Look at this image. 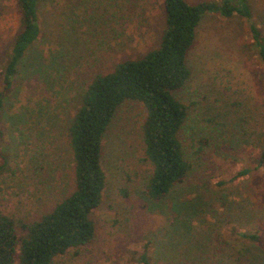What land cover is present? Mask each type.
Returning a JSON list of instances; mask_svg holds the SVG:
<instances>
[{
	"label": "rangeland",
	"instance_id": "obj_1",
	"mask_svg": "<svg viewBox=\"0 0 264 264\" xmlns=\"http://www.w3.org/2000/svg\"><path fill=\"white\" fill-rule=\"evenodd\" d=\"M249 2L264 32V0ZM18 20L17 0H0L2 49ZM40 22L1 114L0 153L8 165L0 169V208L26 220L73 187L66 127L86 84L158 47L165 13L163 0H43ZM247 25L213 9L196 28L186 58L191 75L173 91L187 108L179 137L191 169L182 184L159 201L145 196V108L125 100L104 134L106 184L91 212L95 238L51 264H144L143 254L150 264H264V168L255 161L264 68ZM243 168L251 171L237 176ZM250 234L256 239L244 236Z\"/></svg>",
	"mask_w": 264,
	"mask_h": 264
},
{
	"label": "trees",
	"instance_id": "obj_2",
	"mask_svg": "<svg viewBox=\"0 0 264 264\" xmlns=\"http://www.w3.org/2000/svg\"><path fill=\"white\" fill-rule=\"evenodd\" d=\"M42 1L17 0L19 28L3 49L0 46V137L4 134L1 114L5 100L21 78L29 48L41 35ZM163 7L165 26L158 47L140 58L117 63L112 71L97 74L86 84L66 127L72 154L70 192L32 220L0 208V264H51L55 257L71 249L77 254L81 246L94 240L91 212L101 204L106 184L102 166L104 134L125 100L138 101L145 108L141 141L144 159L151 164L144 183L145 196L159 201L182 184L191 169L179 137L187 108L173 91L191 75L186 58L207 11L217 9L225 17L236 15L245 20L264 68V32L249 0H223L220 5L211 1L163 0ZM262 137L261 153L255 161L263 169L264 132ZM0 156V169H4L8 158L3 153ZM250 171L243 168L237 176ZM244 236L256 239L255 235ZM142 260L150 264L145 254Z\"/></svg>",
	"mask_w": 264,
	"mask_h": 264
}]
</instances>
